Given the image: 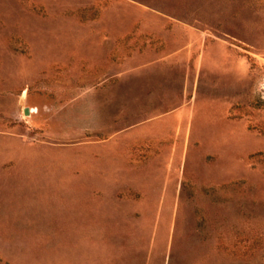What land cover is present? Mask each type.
<instances>
[{
  "label": "rangeland",
  "instance_id": "1",
  "mask_svg": "<svg viewBox=\"0 0 264 264\" xmlns=\"http://www.w3.org/2000/svg\"><path fill=\"white\" fill-rule=\"evenodd\" d=\"M0 264H264V0H0Z\"/></svg>",
  "mask_w": 264,
  "mask_h": 264
},
{
  "label": "water",
  "instance_id": "2",
  "mask_svg": "<svg viewBox=\"0 0 264 264\" xmlns=\"http://www.w3.org/2000/svg\"><path fill=\"white\" fill-rule=\"evenodd\" d=\"M27 110V109H26Z\"/></svg>",
  "mask_w": 264,
  "mask_h": 264
}]
</instances>
